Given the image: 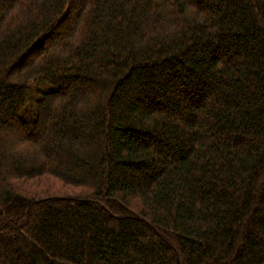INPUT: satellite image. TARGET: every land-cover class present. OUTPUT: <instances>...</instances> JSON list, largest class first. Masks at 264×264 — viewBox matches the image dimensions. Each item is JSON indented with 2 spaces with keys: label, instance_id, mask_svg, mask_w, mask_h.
<instances>
[{
  "label": "trees",
  "instance_id": "obj_1",
  "mask_svg": "<svg viewBox=\"0 0 264 264\" xmlns=\"http://www.w3.org/2000/svg\"><path fill=\"white\" fill-rule=\"evenodd\" d=\"M0 264H264V0H0Z\"/></svg>",
  "mask_w": 264,
  "mask_h": 264
}]
</instances>
